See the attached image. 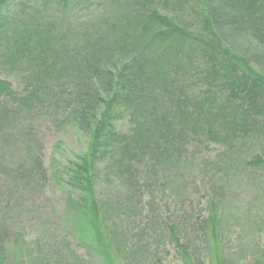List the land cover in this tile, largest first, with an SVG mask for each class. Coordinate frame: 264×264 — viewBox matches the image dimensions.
<instances>
[{
    "label": "trees",
    "instance_id": "trees-1",
    "mask_svg": "<svg viewBox=\"0 0 264 264\" xmlns=\"http://www.w3.org/2000/svg\"><path fill=\"white\" fill-rule=\"evenodd\" d=\"M9 1L0 0V56L13 67L26 62V70L20 71L27 73L28 87L24 96L14 98L0 80V95L20 106L33 101L43 105L44 94L52 95L56 87L55 98L58 92L72 95L73 120L92 135L73 173L81 194L77 204L94 219L105 210L96 194L98 179L107 184L151 179L158 183L165 163H183L197 143L223 145L228 152L263 124L264 76L239 60L214 30L225 25L230 31H250L264 46V0H212V9L211 0H193L204 32L189 30L178 17L161 11L164 6L182 9L192 0H29L32 5L23 7L24 14L29 10V20L11 26ZM96 1L101 12L77 14L87 15ZM52 8L66 21L39 23L40 12ZM63 62L74 65L68 83L59 80L67 71L66 65L59 66ZM122 116L129 126L125 133L115 128ZM144 158L145 169L139 171ZM102 161L108 164L103 176ZM263 163L256 155L247 165ZM209 204L199 228L215 236L218 209L214 202ZM92 225L97 233V224ZM174 227L167 230L176 250L185 254V264H202L188 255ZM96 238L99 244L103 236Z\"/></svg>",
    "mask_w": 264,
    "mask_h": 264
},
{
    "label": "rangeland",
    "instance_id": "rangeland-1",
    "mask_svg": "<svg viewBox=\"0 0 264 264\" xmlns=\"http://www.w3.org/2000/svg\"><path fill=\"white\" fill-rule=\"evenodd\" d=\"M25 5L32 2H8L10 26L29 20V10L23 12ZM195 7L197 1L192 0L182 9L164 6L161 11L178 17L189 30L204 32ZM100 8L98 3L90 14L74 13L89 16L101 12ZM40 13L39 23L62 15L56 8ZM221 27L214 30L221 43L264 76V46L252 32ZM20 63L15 69L0 56V80L9 85L14 98L24 96L28 87V75L22 72L26 62ZM63 65L67 71L59 80L68 83L74 65L63 62L59 66ZM57 89L52 95L44 94L41 106L36 101L20 106L0 95V264H185V254L176 250L167 230L174 226L177 238L197 262L264 264V163L247 165L256 155L264 162V117L259 118L263 124L255 133L228 152L223 145L197 143L183 163H165L158 183L151 179L107 184L98 179L96 194L105 210L94 219L79 209L81 194L73 180L92 135L73 120L72 95L58 92L55 98ZM1 106L14 112L2 111ZM126 120L122 116L115 123L119 133L127 131ZM143 160L139 171L145 169L147 161ZM107 165L105 161L99 164L102 176ZM210 202L218 209L215 236L199 228V218L208 217ZM92 223L97 224V233ZM100 235L103 239L98 244ZM136 253L139 256L134 259Z\"/></svg>",
    "mask_w": 264,
    "mask_h": 264
}]
</instances>
